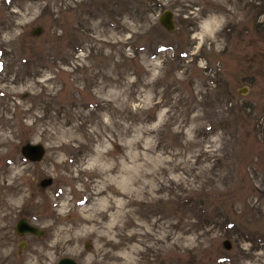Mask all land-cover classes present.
<instances>
[{"label":"rangeland","instance_id":"1","mask_svg":"<svg viewBox=\"0 0 264 264\" xmlns=\"http://www.w3.org/2000/svg\"><path fill=\"white\" fill-rule=\"evenodd\" d=\"M0 138V264H264V0H0ZM98 148L155 198L113 183ZM106 196L132 200L112 236L105 216L55 244L62 204L77 223ZM22 217L46 234L19 235ZM135 221L154 235L129 238Z\"/></svg>","mask_w":264,"mask_h":264},{"label":"bare ground","instance_id":"2","mask_svg":"<svg viewBox=\"0 0 264 264\" xmlns=\"http://www.w3.org/2000/svg\"><path fill=\"white\" fill-rule=\"evenodd\" d=\"M211 23V27L209 24ZM216 21H210L203 24V30L211 28L212 30L215 28ZM3 140V138H0ZM107 154L103 151L102 148H98L95 151V157H93L96 163H101L103 167V173L110 172V180L113 183H118L119 187L124 189L126 185L130 184L131 188H129L128 192H133L132 189L134 188L133 185H137L142 183L143 186L141 187V192L145 197H149V199H154L155 197L151 195L150 190L147 187L148 181H142L141 177L139 176H131L129 179L130 171L124 169V161H120V159L115 158L114 162L107 157ZM100 165V164H97ZM107 166V167H105ZM106 168V170H105ZM115 175H112L115 173ZM127 172V176H124V173ZM148 175V174H147ZM150 176V175H149ZM139 191V188H138ZM137 193V189L135 191ZM97 193H105V189L99 188ZM129 202H132L129 201ZM127 201L119 198H112L110 196L103 197L99 199L97 202L93 203L87 210L82 209V220L81 222L77 223H69L70 221H63L62 215L65 211H70L68 205L62 204L61 209L57 210V215L53 219L52 227L56 233L55 235V244L59 243H76L79 241L83 235V233H93L99 232L101 230V220L105 216L108 217V221L106 222L107 226V233L108 235L112 236L111 229H115L120 221L123 219L124 216H128L132 213V210L126 211ZM153 225V224H152ZM134 229L130 231L129 238L138 237L139 242L144 239L145 235H154L152 233V226L144 223H137L135 221ZM169 237V233H162L160 239H165ZM142 243V242H141ZM169 248V246H166ZM140 250V246L137 247ZM127 258L131 259V255L128 252Z\"/></svg>","mask_w":264,"mask_h":264},{"label":"water","instance_id":"3","mask_svg":"<svg viewBox=\"0 0 264 264\" xmlns=\"http://www.w3.org/2000/svg\"><path fill=\"white\" fill-rule=\"evenodd\" d=\"M159 20L170 31L175 30L176 24L174 21V12L173 11L165 10L161 14ZM42 31H43V28L39 26V27L35 28V30L33 31V34L34 35H40L42 33ZM240 92L243 94H246L247 91L240 90ZM22 152L31 161H41L46 154V147L42 143L28 142L27 144L23 145ZM50 184H52L51 178H44L40 182V185L44 188ZM17 230L20 234H24L28 231L35 233V234H40V235L44 234V232L40 231L36 226L31 225L26 220V218H23L19 221V223L17 225ZM224 246L227 249H230L232 247L230 240H225ZM58 264H78V263L73 258L63 257L62 259H60Z\"/></svg>","mask_w":264,"mask_h":264},{"label":"flooded vegetation","instance_id":"4","mask_svg":"<svg viewBox=\"0 0 264 264\" xmlns=\"http://www.w3.org/2000/svg\"><path fill=\"white\" fill-rule=\"evenodd\" d=\"M24 251H25L24 249H20V248H19V258L24 257V254H25ZM25 261H26V260H25ZM18 264H19V263H18ZM23 264H24V262H23Z\"/></svg>","mask_w":264,"mask_h":264}]
</instances>
